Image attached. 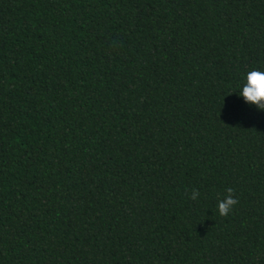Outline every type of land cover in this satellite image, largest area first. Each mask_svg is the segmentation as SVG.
<instances>
[{"label":"trees","instance_id":"16d2710c","mask_svg":"<svg viewBox=\"0 0 264 264\" xmlns=\"http://www.w3.org/2000/svg\"><path fill=\"white\" fill-rule=\"evenodd\" d=\"M253 69L264 0H0V264H264Z\"/></svg>","mask_w":264,"mask_h":264},{"label":"clouds","instance_id":"9594fccd","mask_svg":"<svg viewBox=\"0 0 264 264\" xmlns=\"http://www.w3.org/2000/svg\"><path fill=\"white\" fill-rule=\"evenodd\" d=\"M237 95L246 105L254 106L256 110L264 112V71L253 69L245 73ZM225 192L223 199L218 200L216 204L217 213L220 216L228 214L237 203L231 188H227ZM197 195L196 190H193L190 198L196 199Z\"/></svg>","mask_w":264,"mask_h":264}]
</instances>
